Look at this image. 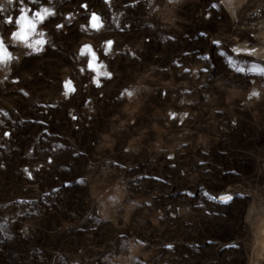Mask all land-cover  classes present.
Wrapping results in <instances>:
<instances>
[{
	"label": "rangeland",
	"instance_id": "374dc122",
	"mask_svg": "<svg viewBox=\"0 0 264 264\" xmlns=\"http://www.w3.org/2000/svg\"><path fill=\"white\" fill-rule=\"evenodd\" d=\"M227 3L6 5L0 264H264V0Z\"/></svg>",
	"mask_w": 264,
	"mask_h": 264
},
{
	"label": "snow or ice",
	"instance_id": "6c2138e0",
	"mask_svg": "<svg viewBox=\"0 0 264 264\" xmlns=\"http://www.w3.org/2000/svg\"><path fill=\"white\" fill-rule=\"evenodd\" d=\"M17 0H0V12H3L5 10L6 5H12L13 3H16ZM38 0H29V3H37ZM18 3L23 5L24 4V0H18ZM31 9H28L26 7H21L20 8V16L18 18L15 19V24L18 25V30L15 31L12 35V39L15 41H18L20 43H22L25 47L32 49L33 51H40L41 48L37 47L38 45H43L45 43V41L41 38V39H37V40H30V37L33 34H36V25L37 23H41L43 22V20L45 19V17H47L48 15H52L53 13L50 12V10L48 8H43L42 11H35L32 14V18H29L28 13L31 12ZM13 18L9 17L6 21H4V23L7 24H13ZM91 28L93 29H99L100 27H102V25L99 22V17L96 16L95 14L92 15L91 17V24H90ZM58 27H61L58 25ZM39 35L41 37H43V33H39ZM109 46L111 45V42H108ZM91 52V48L90 46H85V49H83L81 51V55H84V52ZM254 51V49H253ZM13 59L12 55L10 52H8L7 48L5 47L4 44V40L2 37H0V66H4L6 67L9 62ZM92 59L95 60V55L94 53L92 54ZM88 67L90 69H92L93 71H97V69L93 66L92 63H89ZM233 67H236L235 64H233ZM81 71H83V69H81ZM236 71L238 72H243L244 69L243 68H236ZM106 73H97V75H104ZM98 82V81H97ZM65 88H66V95L68 94V92L74 91V89L71 87V82H67L65 84ZM129 96H131L133 93L131 91H128L127 93ZM252 95H257V93H253ZM173 118H175L174 114ZM221 199H225V200H231L233 199V197L228 196V197H221Z\"/></svg>",
	"mask_w": 264,
	"mask_h": 264
},
{
	"label": "bare ground",
	"instance_id": "6f19581e",
	"mask_svg": "<svg viewBox=\"0 0 264 264\" xmlns=\"http://www.w3.org/2000/svg\"><path fill=\"white\" fill-rule=\"evenodd\" d=\"M221 1L223 3L222 5H224L227 8V10L230 14H232V15L235 14L233 11L234 8H232L233 3L228 4L227 0H221ZM263 37H264V35H263ZM253 49H254V51H253ZM239 51H240V55H245V56L254 57V58L256 57V59L257 58L264 59V42L262 44H258L255 46H249L248 45V46L239 47ZM222 200L224 201L225 199H222ZM260 228H261V234H260V237L256 240V243L258 245L259 256H260L262 250L264 249L263 248L264 243H263V239H262V234H264V219H263L262 225H260Z\"/></svg>",
	"mask_w": 264,
	"mask_h": 264
}]
</instances>
